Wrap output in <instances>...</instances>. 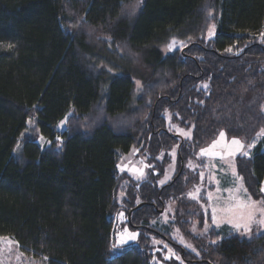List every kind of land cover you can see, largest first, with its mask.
Wrapping results in <instances>:
<instances>
[{"label":"trees","instance_id":"16d2710c","mask_svg":"<svg viewBox=\"0 0 264 264\" xmlns=\"http://www.w3.org/2000/svg\"><path fill=\"white\" fill-rule=\"evenodd\" d=\"M263 19L264 0H0V236L48 264H151L144 236L116 248L117 215L123 209L131 229L171 242L170 227L151 222L187 191L189 159L221 132L252 140L264 129ZM174 40L181 47L164 55ZM135 77L144 81L139 96ZM167 111L191 140L170 131ZM175 145L178 171L165 185L168 158L141 182L120 174L122 155L140 149L154 162ZM254 151L237 166L264 203V138ZM209 239L200 258L181 247L183 258L264 264V232L213 228Z\"/></svg>","mask_w":264,"mask_h":264},{"label":"rangeland","instance_id":"374dc122","mask_svg":"<svg viewBox=\"0 0 264 264\" xmlns=\"http://www.w3.org/2000/svg\"><path fill=\"white\" fill-rule=\"evenodd\" d=\"M212 28V27H211ZM215 35V27L211 39ZM173 42L174 45H173ZM169 45H173L169 47ZM181 47L178 41H172L169 44L162 46L164 55L175 52ZM102 69H109L105 64H101ZM137 96L140 95L144 88V81L140 77H135ZM139 82V83H138ZM206 88L205 85L202 86ZM72 112L68 115L70 117ZM170 131L176 133L185 140H191L192 129H185L172 120V114L167 111L165 113ZM61 120L56 126L57 130L63 132L67 129V120ZM65 123L61 125V122ZM120 123V124H119ZM118 123V127L123 126L122 121ZM35 119L31 118L28 124L27 134L31 135L35 128ZM185 133H189L185 135ZM224 133V132H221ZM221 133L208 144L202 146L198 152L189 159L185 165V182L188 186L184 195L177 200H170L166 203L165 209L161 210L158 219L151 222L158 230H166L170 227L171 242L164 236L152 234L143 229L133 230L128 224L129 215L125 210L121 209L117 215V227L115 233L116 248L142 243L143 236L148 239V245L151 254V264H198L190 262L183 258L181 247L192 252L197 258L201 257V252L205 246L212 243L209 239L211 229H222L228 227L232 231L238 232L243 238H248L252 235L253 229L256 232H264V224L259 221L264 219V203L257 201L254 203V198L249 193L243 177L238 171L237 158L239 156L252 158L255 147L264 138V129L252 140H247L242 137H230L224 133L223 138ZM39 143L43 148L49 147V140L39 132ZM233 139H238L244 145L243 148H238L232 144ZM252 145V147H249ZM60 144L58 149H60ZM20 149V148H19ZM20 152L19 150L17 151ZM231 153V154H230ZM178 155L179 146L175 145L171 150H164L156 156L154 162L151 161V154L143 153L140 149H134L128 154L120 157L119 172L121 175L131 177L135 182H141L149 177L150 173L159 175V169H155L156 162H163L166 158L169 159V165L161 170L164 176L158 181L160 186L168 183L178 171ZM163 181V183H161ZM130 185L128 179L124 180L121 185L118 202L123 206L125 197V189ZM264 192V184H263ZM256 201V200H255ZM193 202L188 210L194 213V217L190 219L192 224L188 230L190 234L184 232L180 224L186 220L184 218V204ZM180 205V209H179ZM215 210V211H214ZM178 211L180 213L178 214ZM253 216V221L249 224L250 231L245 232L243 227L237 230L233 225L240 223L244 225L248 222V216ZM179 215L182 217L179 218ZM199 216L204 217L205 221L200 225ZM211 216V221L207 218ZM200 220V221H199ZM232 221L233 223H229ZM130 234H136L135 239H129ZM4 238L0 241V264H48L46 257H36L23 251L17 241L11 237L0 236ZM8 238H11L12 243H8ZM124 241L123 243L121 241ZM190 245L191 247H188ZM113 250V255L121 254V250ZM176 257H179L177 259Z\"/></svg>","mask_w":264,"mask_h":264},{"label":"snow or ice","instance_id":"6c2138e0","mask_svg":"<svg viewBox=\"0 0 264 264\" xmlns=\"http://www.w3.org/2000/svg\"><path fill=\"white\" fill-rule=\"evenodd\" d=\"M214 25L212 26V28L209 30V35L211 36L212 35V32H213V30H214ZM262 36H264V34H262ZM174 43L175 42H173V45H174ZM173 45H169V47H172ZM9 47H11V45H9ZM228 51H231V49H228ZM139 83V82H138ZM205 87H206V85H205ZM65 122L64 121H62L61 122V125H63ZM189 133H185V135H188ZM223 136H224V133H221V137L223 138ZM232 144H234V145H237L238 146V148H243V144H242V142L240 141V140H238V139H233L232 140ZM249 147H252V145H249ZM231 154V153H230ZM161 183H163V181L161 182ZM215 211V210H214ZM261 211H264V209H262ZM253 221V216L251 215V214H249V216H248V222L249 223H246V224H244V225H241L240 223H235L233 226L237 229V230H239L241 227H243V229H244V231L245 232H249L250 231V227H249V224L251 223ZM229 223H233L232 221H229ZM259 223L260 224H264V219H261L260 221H259ZM136 238V234H130V236H129V239H135ZM4 238H0V241H2ZM8 243H12V241H11V238H8V241H7ZM122 243L124 242L123 240L121 241ZM16 243H18V242H16ZM188 247H191L190 245H187ZM177 259H179V257H176Z\"/></svg>","mask_w":264,"mask_h":264},{"label":"built area","instance_id":"2783aa9c","mask_svg":"<svg viewBox=\"0 0 264 264\" xmlns=\"http://www.w3.org/2000/svg\"><path fill=\"white\" fill-rule=\"evenodd\" d=\"M262 34H264V19H263V25L261 26V29L258 33V37L260 40H263L264 39V36H262Z\"/></svg>","mask_w":264,"mask_h":264},{"label":"crops","instance_id":"0c3cea01","mask_svg":"<svg viewBox=\"0 0 264 264\" xmlns=\"http://www.w3.org/2000/svg\"><path fill=\"white\" fill-rule=\"evenodd\" d=\"M255 202H257V201L254 200V203H255Z\"/></svg>","mask_w":264,"mask_h":264},{"label":"bare ground","instance_id":"6f19581e","mask_svg":"<svg viewBox=\"0 0 264 264\" xmlns=\"http://www.w3.org/2000/svg\"><path fill=\"white\" fill-rule=\"evenodd\" d=\"M262 25H263V23H262ZM261 29V28H260Z\"/></svg>","mask_w":264,"mask_h":264}]
</instances>
